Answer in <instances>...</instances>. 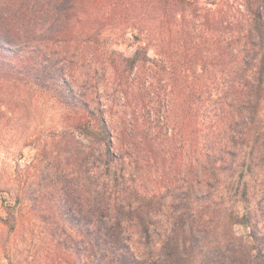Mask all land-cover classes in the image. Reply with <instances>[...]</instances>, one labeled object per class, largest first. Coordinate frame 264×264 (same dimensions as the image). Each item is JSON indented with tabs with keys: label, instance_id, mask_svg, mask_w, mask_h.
I'll return each instance as SVG.
<instances>
[{
	"label": "trees",
	"instance_id": "obj_1",
	"mask_svg": "<svg viewBox=\"0 0 264 264\" xmlns=\"http://www.w3.org/2000/svg\"><path fill=\"white\" fill-rule=\"evenodd\" d=\"M0 80L48 94L87 142L51 209L30 195L46 264H264V236L212 240L264 168V0H0Z\"/></svg>",
	"mask_w": 264,
	"mask_h": 264
},
{
	"label": "rangeland",
	"instance_id": "obj_2",
	"mask_svg": "<svg viewBox=\"0 0 264 264\" xmlns=\"http://www.w3.org/2000/svg\"><path fill=\"white\" fill-rule=\"evenodd\" d=\"M115 48L131 55L136 45L127 35ZM63 118V109L48 94L35 93L27 82L12 85L0 80V216H7L10 210L16 213V221H0V264L47 262L46 253L53 244L46 224L33 210L30 195L40 197L37 210L51 209L49 192H57L56 183H52L55 172L68 170L69 165L78 169L80 141L87 143L77 134L64 133ZM244 183L248 199L236 206L232 229L225 231L221 217L213 218L216 233L212 240L220 244L227 238L251 242L252 233L264 236V168L246 175ZM163 224L161 220L157 226L163 230ZM131 242L141 256H146L135 232ZM154 242L155 253H159L162 240L158 233Z\"/></svg>",
	"mask_w": 264,
	"mask_h": 264
}]
</instances>
